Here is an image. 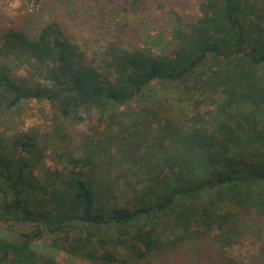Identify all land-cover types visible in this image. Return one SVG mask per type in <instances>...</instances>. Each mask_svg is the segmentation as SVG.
I'll use <instances>...</instances> for the list:
<instances>
[{
    "label": "trees",
    "instance_id": "1",
    "mask_svg": "<svg viewBox=\"0 0 264 264\" xmlns=\"http://www.w3.org/2000/svg\"><path fill=\"white\" fill-rule=\"evenodd\" d=\"M197 10L173 16L170 50L115 37L99 59L57 22L0 23V225L30 227L0 233V264H264V0ZM154 87L186 92L189 111L147 102ZM29 103L51 108L53 133L18 127ZM95 111L78 140L57 121Z\"/></svg>",
    "mask_w": 264,
    "mask_h": 264
},
{
    "label": "rangeland",
    "instance_id": "2",
    "mask_svg": "<svg viewBox=\"0 0 264 264\" xmlns=\"http://www.w3.org/2000/svg\"><path fill=\"white\" fill-rule=\"evenodd\" d=\"M16 1L21 4L24 0H0L2 25L7 23L9 27L26 17L27 27L33 26L38 30L44 25L57 22L73 43L90 57L97 59L101 57V49L106 42L115 37L120 38L126 47L150 49L155 53L168 51L172 48L170 29L173 16L179 15L186 21H194L198 16L197 0H138L133 5V0H41L39 10L33 13L27 12L22 4L11 7L10 4ZM9 64L25 75L30 74L31 78L34 75L38 79L44 74L28 55L12 53ZM157 99L167 101L165 104L172 109L173 117L182 116L189 111L193 100L182 90L154 87L146 101L150 103ZM132 105L137 106V103ZM97 115L95 111L84 114L83 120L64 121L57 118V121L69 138L78 140L79 135L86 133L96 123ZM54 118L55 113L48 105L29 103L25 105L17 125L25 128L38 127L53 133ZM52 139L57 142L55 137ZM49 161L45 156L43 162L52 164ZM29 228L11 229L0 225V233L12 237L17 236L20 231H29ZM40 247L48 253H54L48 242L41 243ZM58 259L66 264H86L65 253H60ZM160 262L153 258L144 264H162Z\"/></svg>",
    "mask_w": 264,
    "mask_h": 264
},
{
    "label": "built area",
    "instance_id": "3",
    "mask_svg": "<svg viewBox=\"0 0 264 264\" xmlns=\"http://www.w3.org/2000/svg\"><path fill=\"white\" fill-rule=\"evenodd\" d=\"M40 2L41 0H24L23 3H21L22 5H24L25 10H27V12L29 13H33L34 11H38L40 8ZM20 3H18V1L13 2L10 4L11 7L15 8V6L20 5Z\"/></svg>",
    "mask_w": 264,
    "mask_h": 264
}]
</instances>
